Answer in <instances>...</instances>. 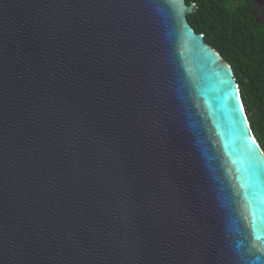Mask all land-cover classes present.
<instances>
[{
	"label": "water",
	"instance_id": "95a60500",
	"mask_svg": "<svg viewBox=\"0 0 264 264\" xmlns=\"http://www.w3.org/2000/svg\"><path fill=\"white\" fill-rule=\"evenodd\" d=\"M186 0H0V264H264V151Z\"/></svg>",
	"mask_w": 264,
	"mask_h": 264
},
{
	"label": "trees",
	"instance_id": "16d2710c",
	"mask_svg": "<svg viewBox=\"0 0 264 264\" xmlns=\"http://www.w3.org/2000/svg\"><path fill=\"white\" fill-rule=\"evenodd\" d=\"M208 1L186 0L197 3L188 21L232 66L250 126L264 151V37L253 24L240 20L235 6Z\"/></svg>",
	"mask_w": 264,
	"mask_h": 264
},
{
	"label": "flooded vegetation",
	"instance_id": "af4514ba",
	"mask_svg": "<svg viewBox=\"0 0 264 264\" xmlns=\"http://www.w3.org/2000/svg\"><path fill=\"white\" fill-rule=\"evenodd\" d=\"M215 2H219V4L225 8L226 6H235L238 9V12L236 14L240 16V20L245 23L253 24L260 32L261 36L264 37V0H211L207 2V5L214 4ZM195 4L196 9L194 12H196L197 10V3ZM195 32L199 33L196 30Z\"/></svg>",
	"mask_w": 264,
	"mask_h": 264
}]
</instances>
